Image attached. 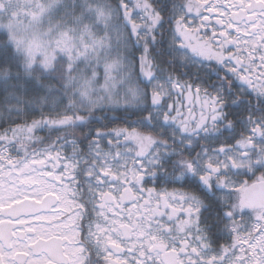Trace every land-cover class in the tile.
I'll return each instance as SVG.
<instances>
[{"label": "snow or ice", "instance_id": "snow-or-ice-1", "mask_svg": "<svg viewBox=\"0 0 264 264\" xmlns=\"http://www.w3.org/2000/svg\"><path fill=\"white\" fill-rule=\"evenodd\" d=\"M0 264H264V0H0Z\"/></svg>", "mask_w": 264, "mask_h": 264}]
</instances>
